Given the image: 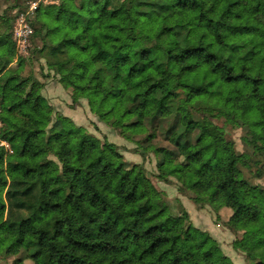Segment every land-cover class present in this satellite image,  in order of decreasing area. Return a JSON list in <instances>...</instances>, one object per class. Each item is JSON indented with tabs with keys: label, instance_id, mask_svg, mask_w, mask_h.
<instances>
[{
	"label": "trees",
	"instance_id": "trees-1",
	"mask_svg": "<svg viewBox=\"0 0 264 264\" xmlns=\"http://www.w3.org/2000/svg\"><path fill=\"white\" fill-rule=\"evenodd\" d=\"M36 23L75 100L139 137L159 158L158 178L231 208L232 227L257 235L243 249L264 264V209L236 180L240 156L195 116L223 113L264 144V0H61L41 6ZM15 58L12 36L1 35L0 140L13 152L0 141V255L16 264H234L173 213L145 166L67 117L54 121L43 85L12 68ZM50 155L64 179H53Z\"/></svg>",
	"mask_w": 264,
	"mask_h": 264
},
{
	"label": "rangeland",
	"instance_id": "rangeland-1",
	"mask_svg": "<svg viewBox=\"0 0 264 264\" xmlns=\"http://www.w3.org/2000/svg\"><path fill=\"white\" fill-rule=\"evenodd\" d=\"M60 1L0 0V36L10 34L16 47V58L11 65L12 68H19L22 76L36 78L43 85L41 92L54 109V121L59 115L67 117L71 123L83 127L103 144L108 142L115 145L130 165L136 163L145 166L147 174L171 205L174 214L182 215L188 226L209 234L212 244L217 245L234 264H255L243 247L251 248L256 242L257 235L232 227L231 208H221L212 204L205 194L183 190L182 184L175 177H169L167 180L158 178L159 158L153 151H145L137 144L139 137L131 140L120 129L102 121L87 99L79 98L76 101L77 91L61 83L57 69L50 67L52 57L47 54L48 49L42 51L44 43L36 30L38 9L53 3L59 4ZM195 116L197 119L205 117L211 122L215 134L234 144L240 156V163L236 167V180L248 185L253 203L264 209L263 142L251 135L246 126L223 113L208 115L195 112ZM51 125L46 128L47 131ZM2 126L0 116V132ZM164 140L162 130H159L155 141L164 143ZM0 141L9 153L13 152L7 141ZM49 159L55 167L53 179H64L62 163L53 155H50ZM21 214L28 217L31 212L24 210ZM17 258L18 256L0 255V264H16ZM21 264L34 263L30 259H24Z\"/></svg>",
	"mask_w": 264,
	"mask_h": 264
}]
</instances>
